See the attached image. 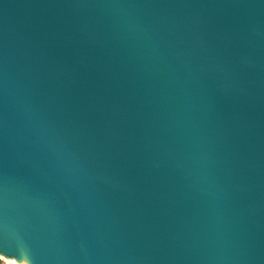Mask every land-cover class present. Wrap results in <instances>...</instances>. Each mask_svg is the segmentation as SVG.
<instances>
[{
    "label": "water",
    "instance_id": "95a60500",
    "mask_svg": "<svg viewBox=\"0 0 264 264\" xmlns=\"http://www.w3.org/2000/svg\"><path fill=\"white\" fill-rule=\"evenodd\" d=\"M0 261L264 264V0H0Z\"/></svg>",
    "mask_w": 264,
    "mask_h": 264
},
{
    "label": "rangeland",
    "instance_id": "374dc122",
    "mask_svg": "<svg viewBox=\"0 0 264 264\" xmlns=\"http://www.w3.org/2000/svg\"><path fill=\"white\" fill-rule=\"evenodd\" d=\"M0 264H7V263H4V262L0 261Z\"/></svg>",
    "mask_w": 264,
    "mask_h": 264
}]
</instances>
